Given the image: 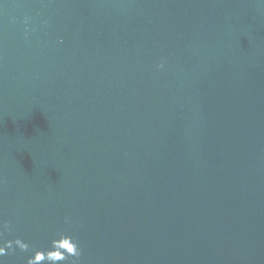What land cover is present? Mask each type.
<instances>
[{"label":"water","instance_id":"1","mask_svg":"<svg viewBox=\"0 0 264 264\" xmlns=\"http://www.w3.org/2000/svg\"><path fill=\"white\" fill-rule=\"evenodd\" d=\"M29 261L264 264V0H0V264Z\"/></svg>","mask_w":264,"mask_h":264},{"label":"clouds","instance_id":"2","mask_svg":"<svg viewBox=\"0 0 264 264\" xmlns=\"http://www.w3.org/2000/svg\"><path fill=\"white\" fill-rule=\"evenodd\" d=\"M158 67H159V66H158ZM68 251H69V252H72V249L69 248ZM40 259H41V257H40L39 255H37V257H36V261H39ZM29 264H33V261H29Z\"/></svg>","mask_w":264,"mask_h":264}]
</instances>
